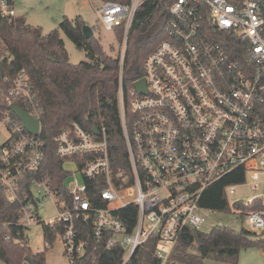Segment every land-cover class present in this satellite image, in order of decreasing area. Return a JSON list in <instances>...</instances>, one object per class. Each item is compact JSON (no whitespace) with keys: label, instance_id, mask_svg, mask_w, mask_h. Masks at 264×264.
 Returning a JSON list of instances; mask_svg holds the SVG:
<instances>
[{"label":"built area","instance_id":"built-area-1","mask_svg":"<svg viewBox=\"0 0 264 264\" xmlns=\"http://www.w3.org/2000/svg\"><path fill=\"white\" fill-rule=\"evenodd\" d=\"M101 1L104 28L125 27L123 67L129 31L148 0ZM165 1L166 38L143 64L148 92H139L135 84L125 92L120 76L130 172H115L105 127L95 135L70 123L54 140L56 155L65 160V170V164L74 165L81 179L66 170L63 191L57 192L50 177H37L45 159L41 133H29L10 109L16 104L41 122L27 71L12 78L4 67L8 56L1 29L22 19L19 0H0V93L9 94L0 116L9 132L0 147V190L19 204L20 224L27 228L44 223L39 210L50 198L58 214L46 225L64 226L57 237L70 261L86 255L90 242L85 236L91 233L93 251L112 253L119 247L122 264L150 240L160 264H169L182 234L201 231L216 212L200 205L209 188L243 172L258 189L264 176V0ZM235 187L227 190L234 194ZM254 200L239 205L236 214L264 236V211L242 207ZM131 205L137 206V218L130 230L116 213Z\"/></svg>","mask_w":264,"mask_h":264},{"label":"trees","instance_id":"trees-1","mask_svg":"<svg viewBox=\"0 0 264 264\" xmlns=\"http://www.w3.org/2000/svg\"><path fill=\"white\" fill-rule=\"evenodd\" d=\"M129 3L130 0H103ZM165 0H148L138 9L127 39V49L121 66V58L109 55L99 38L87 39L82 17L72 20L67 17L58 30L45 34L41 29L27 24L24 18L6 23L1 29L5 41L4 51L8 56L4 63L6 73L12 78L22 69L30 77L33 92L41 113V140L45 145V159L37 177H50L53 189L63 191L69 173L64 169L65 160L56 155L55 138L70 124H79L86 132L105 127L112 166L115 172H130V162L120 120L119 89L123 73L125 92L144 77L143 64L149 54L166 38L164 22ZM118 42L125 37V27L115 31ZM62 34L76 48L87 55V61L73 64L65 47ZM234 44V42L232 43ZM5 89V88H4ZM9 94L0 93V116L8 108ZM1 118V117H0ZM38 177V178H39ZM245 174L237 175L213 185L204 195L201 207L219 212L229 210L227 187L244 184ZM91 199L99 205L96 191ZM245 212L264 211V201L254 200L242 206ZM19 204L10 203L0 190V264H48L46 252L57 236L64 230L62 224L43 225L45 252L34 253L28 245L26 232L29 228L20 224ZM131 230L137 218V206L131 205L116 213ZM80 228H84L83 225ZM85 233L87 230H85ZM86 235V234H85ZM84 235V236H85ZM9 237V240L5 238ZM90 248L83 257L74 258L71 264H122L123 250L112 249L111 256L103 250ZM195 248V253L191 249ZM258 248L264 252V236L245 229L235 231L226 226L213 227L205 233L199 230L185 231L169 264H204L207 259L238 264L242 251ZM155 241L136 252L129 264H160L154 256Z\"/></svg>","mask_w":264,"mask_h":264},{"label":"rangeland","instance_id":"rangeland-1","mask_svg":"<svg viewBox=\"0 0 264 264\" xmlns=\"http://www.w3.org/2000/svg\"><path fill=\"white\" fill-rule=\"evenodd\" d=\"M101 0H19L17 4L18 15L24 18L28 25L41 29L45 34L58 30L65 17L76 19L82 17L86 26L91 27L97 38L102 42L105 51L112 57L121 58L124 51V40L118 42L114 31H107L102 25L98 10L101 9ZM66 50L70 61L73 64H80L87 61L85 52L76 48L74 43L62 34ZM9 138V132L5 124L0 119V147ZM65 168L71 174H76L81 179L79 171L72 164H65ZM73 177H68V183ZM254 183L247 178L246 182L236 185L235 193L231 194L227 190V199L229 210L226 212L216 211L209 215L208 223L201 231L209 233L213 227L218 224L241 231L245 229L249 232L263 236L260 231H253L237 213L240 210L239 205L248 204L250 200L260 198L264 201V176L261 177L258 189L253 188ZM36 191V188H33ZM44 206L39 210V215L44 223L32 225L26 232L28 245L34 253L45 252V243L43 235V225L57 217V209L53 206L49 197L45 198ZM195 253V248L191 249ZM48 264H71L69 257L65 254V248L59 237L55 243L46 252ZM204 264H228L214 259H207ZM238 264H264V252L258 248H250L242 251Z\"/></svg>","mask_w":264,"mask_h":264},{"label":"water","instance_id":"water-1","mask_svg":"<svg viewBox=\"0 0 264 264\" xmlns=\"http://www.w3.org/2000/svg\"><path fill=\"white\" fill-rule=\"evenodd\" d=\"M163 15L165 16V13H163ZM84 35L87 39H91L95 33L94 30L89 27V26H84ZM135 87L139 92L142 93H147V86H146V82L144 79L138 81L135 83ZM10 109L16 114V116L19 118V120L21 121V123L23 124L24 128L31 134L35 135V136H39L41 133V122L38 119L33 118L32 116H30L29 114L25 113L24 111H22L18 105L13 104L10 106ZM95 135L99 134V129L98 128H94L92 131ZM106 255L111 256V251L107 250L105 251Z\"/></svg>","mask_w":264,"mask_h":264}]
</instances>
